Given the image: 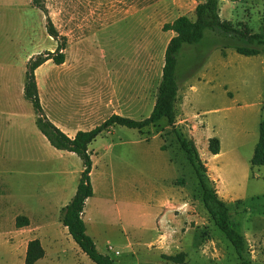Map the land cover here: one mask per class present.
Instances as JSON below:
<instances>
[{
	"label": "rangeland",
	"instance_id": "1",
	"mask_svg": "<svg viewBox=\"0 0 264 264\" xmlns=\"http://www.w3.org/2000/svg\"><path fill=\"white\" fill-rule=\"evenodd\" d=\"M44 4L46 12L32 0H0V264H24L33 238L45 250L35 264H96L60 220L82 160L52 146L37 127L22 88L27 62L56 49L50 18L66 37L65 62H44L36 75L50 117L68 132L90 129L114 113L143 119L153 109L174 35L164 24L193 18L197 1ZM220 15L239 30L259 32L264 0H220ZM245 43L206 30L198 43L184 44L177 56L175 127L166 118L143 131L115 125L89 145L94 195L83 219L98 250L116 264H264V167L251 163L264 120V51L238 53L234 46ZM178 135L195 143L208 182L227 202L245 238L242 257L207 212ZM213 137L218 154L210 150ZM166 199L174 203L165 207ZM18 216L28 224L17 226Z\"/></svg>",
	"mask_w": 264,
	"mask_h": 264
},
{
	"label": "trees",
	"instance_id": "2",
	"mask_svg": "<svg viewBox=\"0 0 264 264\" xmlns=\"http://www.w3.org/2000/svg\"><path fill=\"white\" fill-rule=\"evenodd\" d=\"M194 17L180 15L172 22L164 24V30L173 31L174 35L169 40L164 53L162 75L158 84L155 103L151 113L143 119H135L129 116L114 113L103 122L88 130H78L70 137L45 114L36 81L35 70L47 60L55 64H62L66 60V37L60 35L50 18L47 21V32L57 40L54 51L46 54L39 53L29 58L25 71L24 97L28 99L35 112V123L41 133L47 138L52 146L60 150L76 153L82 160L81 171L75 194L71 200L62 207L60 220L67 227L68 232L79 245L81 250L88 255L96 264H116L109 254L100 252L93 238L87 233L83 219L85 202L94 195L91 182L93 161L89 145L105 131L115 125H122L143 131L146 127L156 124L162 118H166L172 128L176 124V102L178 98L179 84L177 80L178 54L184 44H196L205 35L206 30L218 31L225 34L235 35L243 39L244 45H235L238 53L256 55L264 51V23L259 32L248 33L239 30L232 22L223 20L220 15V0H196ZM32 3L46 12L44 0H32ZM178 142L185 152L189 162L194 168L198 181L202 187V201L216 226L223 231L233 244L239 257H242L245 249V238L241 231L234 226L227 202L218 194L212 183L205 176L206 168L200 158L195 143L178 135ZM210 150L213 154L220 152V141L213 137L210 139ZM252 166L264 167V120L260 124L259 140L251 160ZM28 224V219L18 216L17 226ZM45 250L39 238L28 241L24 264H35L44 257Z\"/></svg>",
	"mask_w": 264,
	"mask_h": 264
},
{
	"label": "crops",
	"instance_id": "3",
	"mask_svg": "<svg viewBox=\"0 0 264 264\" xmlns=\"http://www.w3.org/2000/svg\"><path fill=\"white\" fill-rule=\"evenodd\" d=\"M32 57V56H31ZM51 60V59H50ZM49 60H47L46 62H48ZM63 64V63H62ZM43 65H44V63L42 64V65H40L39 67H37V69L35 70V76L38 74V71H40L41 69H42V67H43ZM57 65H60V64H57ZM37 81V80H36ZM37 85H38V89H39V96H40V100H41V89H40V86H39V83L37 82ZM23 90H24V85H23ZM41 104H42V107H43V110H44V112H45V114L48 116V118L51 120V121H53L58 127H60L66 134H68L70 137H73L76 133H77V131L78 130H88V129H80V128H78V129H75L74 131H72V132H68L67 130H65L58 122H57V120L55 119V118H53V117H50V114L49 113H47V111H46V109H45V106H43V103H42V101H41ZM4 111H5V106H0V113H4ZM9 118L11 119V120H13L14 122H17V121H19V115L17 114V113H11L10 112V115H9ZM98 125V124H97ZM96 126V125H95ZM94 126V127H95ZM93 128V127H92ZM91 129V128H90ZM74 153V152H73ZM92 158V157H91ZM93 168V167H92ZM82 171V170H81ZM92 172V171H91ZM81 174V173H80ZM93 189H94V187H93ZM71 200V199H70ZM164 204H165V207L166 206H168V205H170V204H173L174 202H171V200H165L164 202H163ZM165 207H163V209L165 210ZM83 213H84V211H83ZM82 216H83V214H82ZM66 227V226H65ZM67 228V227H66ZM34 239V238H33ZM151 244V242L149 243V245Z\"/></svg>",
	"mask_w": 264,
	"mask_h": 264
},
{
	"label": "built area",
	"instance_id": "4",
	"mask_svg": "<svg viewBox=\"0 0 264 264\" xmlns=\"http://www.w3.org/2000/svg\"><path fill=\"white\" fill-rule=\"evenodd\" d=\"M108 251L109 252H114L115 254L119 253V251L118 250H114L113 246H111V245L108 246Z\"/></svg>",
	"mask_w": 264,
	"mask_h": 264
}]
</instances>
